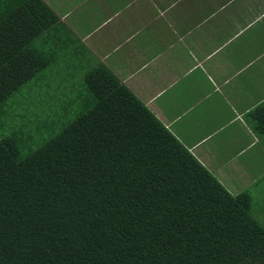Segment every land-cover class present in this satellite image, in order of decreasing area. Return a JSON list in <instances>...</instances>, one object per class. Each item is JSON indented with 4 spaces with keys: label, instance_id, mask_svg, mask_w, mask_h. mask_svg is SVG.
Segmentation results:
<instances>
[{
    "label": "trees",
    "instance_id": "1",
    "mask_svg": "<svg viewBox=\"0 0 264 264\" xmlns=\"http://www.w3.org/2000/svg\"><path fill=\"white\" fill-rule=\"evenodd\" d=\"M57 19L0 0V120L46 69L32 43ZM84 82L85 109L37 148L0 133V264H264L253 194L228 191L105 66Z\"/></svg>",
    "mask_w": 264,
    "mask_h": 264
},
{
    "label": "crops",
    "instance_id": "2",
    "mask_svg": "<svg viewBox=\"0 0 264 264\" xmlns=\"http://www.w3.org/2000/svg\"><path fill=\"white\" fill-rule=\"evenodd\" d=\"M43 1L58 19L32 43L48 61L32 90L53 119L105 66L228 191L264 184V0Z\"/></svg>",
    "mask_w": 264,
    "mask_h": 264
},
{
    "label": "rangeland",
    "instance_id": "3",
    "mask_svg": "<svg viewBox=\"0 0 264 264\" xmlns=\"http://www.w3.org/2000/svg\"><path fill=\"white\" fill-rule=\"evenodd\" d=\"M45 97V87L41 95L40 90L39 93L33 91L32 83L28 82L13 94L2 112L0 133L8 135L17 131L22 156L57 134L75 115L67 114L66 119L53 121L52 114L46 113L49 107ZM253 191V211L264 225V184Z\"/></svg>",
    "mask_w": 264,
    "mask_h": 264
}]
</instances>
